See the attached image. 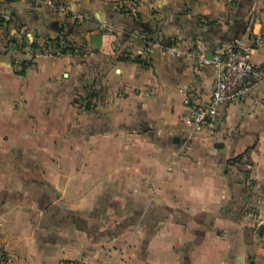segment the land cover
<instances>
[{
	"label": "crops",
	"instance_id": "crops-1",
	"mask_svg": "<svg viewBox=\"0 0 264 264\" xmlns=\"http://www.w3.org/2000/svg\"><path fill=\"white\" fill-rule=\"evenodd\" d=\"M44 1L0 0V264H264V84L196 134L182 104L264 0ZM60 33L75 54L31 55ZM150 35L182 56H139Z\"/></svg>",
	"mask_w": 264,
	"mask_h": 264
},
{
	"label": "built area",
	"instance_id": "built-area-1",
	"mask_svg": "<svg viewBox=\"0 0 264 264\" xmlns=\"http://www.w3.org/2000/svg\"><path fill=\"white\" fill-rule=\"evenodd\" d=\"M44 3L62 13H68L61 5H56L52 0H45ZM121 11L136 16L138 13V4L135 0H129L122 5ZM69 14V13H68ZM71 17L75 20L86 18L81 13H72ZM102 31L113 32L114 25L110 23H101ZM264 30L262 26L258 31H253L247 42L243 45H233L223 47L214 52L211 60L204 56H199L203 64H210L215 71V81L210 98L206 104H197L190 97L183 93L182 104L186 109L183 119L186 129L192 134L199 133L207 126H214L224 109L245 98L254 87L264 84V63H254L252 56L255 51L264 46ZM61 37V36H60ZM69 45L62 42L60 46L46 42L39 47L32 48V56H45L50 59H57L68 54ZM160 52L171 57H181L182 51L176 41L170 45H164L161 40L155 36H147L142 49L138 55L149 58L154 53ZM3 249L0 244V263L3 260Z\"/></svg>",
	"mask_w": 264,
	"mask_h": 264
},
{
	"label": "trees",
	"instance_id": "trees-1",
	"mask_svg": "<svg viewBox=\"0 0 264 264\" xmlns=\"http://www.w3.org/2000/svg\"><path fill=\"white\" fill-rule=\"evenodd\" d=\"M47 42L48 43H51V44L53 43L54 45H57V46H60L62 42H66L69 45V47H68L67 50L71 54H75V51L76 50L77 51L79 50V48L76 47L78 45H75L74 41L70 39V36L67 33L66 34L60 33L58 36H56L55 38L49 39ZM32 47L33 48H36L37 45H32ZM20 74L23 75L24 74V71H21Z\"/></svg>",
	"mask_w": 264,
	"mask_h": 264
},
{
	"label": "water",
	"instance_id": "water-1",
	"mask_svg": "<svg viewBox=\"0 0 264 264\" xmlns=\"http://www.w3.org/2000/svg\"><path fill=\"white\" fill-rule=\"evenodd\" d=\"M214 47L212 48V51L207 55V59L208 60H211L212 59V57H213V54H214Z\"/></svg>",
	"mask_w": 264,
	"mask_h": 264
}]
</instances>
